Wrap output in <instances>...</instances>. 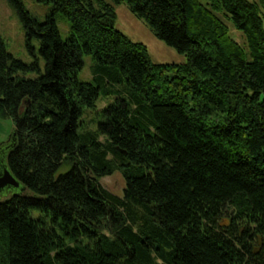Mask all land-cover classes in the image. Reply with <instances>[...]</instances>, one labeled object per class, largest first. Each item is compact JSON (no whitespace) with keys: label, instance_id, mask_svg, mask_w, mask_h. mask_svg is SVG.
Returning <instances> with one entry per match:
<instances>
[{"label":"trees","instance_id":"16d2710c","mask_svg":"<svg viewBox=\"0 0 264 264\" xmlns=\"http://www.w3.org/2000/svg\"><path fill=\"white\" fill-rule=\"evenodd\" d=\"M38 1L54 7L44 22L9 0L44 73L0 35V118L15 126L0 153L25 188L0 198V264H264V0H112L186 57L172 64L105 0ZM85 55L99 85L78 78ZM101 91L116 100L79 132ZM116 172L122 197L100 183Z\"/></svg>","mask_w":264,"mask_h":264},{"label":"rangeland","instance_id":"374dc122","mask_svg":"<svg viewBox=\"0 0 264 264\" xmlns=\"http://www.w3.org/2000/svg\"><path fill=\"white\" fill-rule=\"evenodd\" d=\"M22 1L27 11L39 22H44L53 12L54 7L52 4L41 3L38 0ZM105 1L112 4L115 8L117 14L115 27L132 41L143 43L148 48L151 61L154 64L184 63L186 61V57L180 54L174 47L157 38L145 21L134 15L126 4H115L112 0ZM202 1L204 3L206 2V0ZM220 16L229 26L231 37L242 46L246 47L247 41L243 31L235 29L231 21L224 18L223 15ZM55 20L62 40H67L71 33V22L60 12L55 13ZM0 35L4 39L6 48L10 54L26 64H31L38 60L41 73H44L46 62L40 53V40L38 38L32 39L31 50L27 41L23 22L21 21L16 7L10 3L9 0H0ZM83 60L84 66L78 72L79 80L99 85L95 75V66L97 63L94 56L85 55ZM38 76L39 74L37 72L25 74V77L31 79ZM116 98V94L106 96L103 91H101L96 106L84 111L81 117L79 132L97 130L98 124L102 120L101 111L109 104L113 103ZM14 130L15 126L12 119L0 118V145L9 142L14 134ZM5 152L7 154V151ZM4 165H6V157H4V154L0 153V171ZM100 183L109 192L120 197L124 195L126 182L120 172L102 178ZM4 193L5 192L0 193V198L4 196ZM32 216L37 217V213L32 212Z\"/></svg>","mask_w":264,"mask_h":264},{"label":"water","instance_id":"95a60500","mask_svg":"<svg viewBox=\"0 0 264 264\" xmlns=\"http://www.w3.org/2000/svg\"><path fill=\"white\" fill-rule=\"evenodd\" d=\"M15 134H13L12 142H14ZM13 143L10 144L12 146ZM7 188L19 189L24 191L25 188H21L20 182L12 175L6 165L3 166L0 171V193L3 192Z\"/></svg>","mask_w":264,"mask_h":264}]
</instances>
